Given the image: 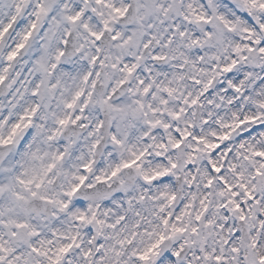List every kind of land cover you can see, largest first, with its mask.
<instances>
[{
    "label": "clouds",
    "instance_id": "1",
    "mask_svg": "<svg viewBox=\"0 0 264 264\" xmlns=\"http://www.w3.org/2000/svg\"><path fill=\"white\" fill-rule=\"evenodd\" d=\"M0 264H264V0H0Z\"/></svg>",
    "mask_w": 264,
    "mask_h": 264
}]
</instances>
